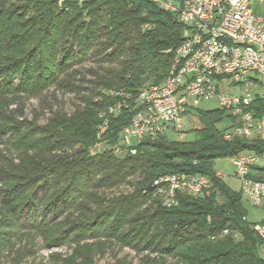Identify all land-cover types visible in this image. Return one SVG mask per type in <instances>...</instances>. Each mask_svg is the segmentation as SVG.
<instances>
[{
    "label": "trees",
    "instance_id": "trees-1",
    "mask_svg": "<svg viewBox=\"0 0 264 264\" xmlns=\"http://www.w3.org/2000/svg\"><path fill=\"white\" fill-rule=\"evenodd\" d=\"M182 30L176 15L152 0H68L60 7L56 0H0V107L52 85L76 99L71 111L57 109L45 124L30 123L28 135L7 141L17 151H32L28 167L19 153L17 164L1 158L3 207L15 217L24 207L41 209L43 219L31 217L26 230L46 245L75 244L65 260L51 255L54 264H133L126 256L93 260L115 244L143 253L138 264H264V242L247 220L241 190L217 177L214 167L219 157L264 154V141L224 139L226 111L197 109L191 140L164 133L139 142L132 155L92 150L104 118L111 141L129 122L130 109L112 117L110 105L128 95L131 106L142 86L163 81ZM251 108L264 114V99L255 98ZM4 119L0 131L21 124L10 114ZM56 150L65 156L58 158ZM178 172L207 176L210 193L179 194L178 205L166 208L153 195V181ZM249 176L264 182V164L251 166ZM49 213L63 219L46 222ZM88 235L94 242L85 241Z\"/></svg>",
    "mask_w": 264,
    "mask_h": 264
},
{
    "label": "built area",
    "instance_id": "built-area-1",
    "mask_svg": "<svg viewBox=\"0 0 264 264\" xmlns=\"http://www.w3.org/2000/svg\"><path fill=\"white\" fill-rule=\"evenodd\" d=\"M67 1L56 3L65 5ZM152 1L174 13L183 26L182 40L173 49L169 64L171 80L164 83L163 90H156L155 83L141 87L137 96H142V105H135L134 99L130 106L128 95L110 105L112 117L130 109L129 122L111 141L107 136L110 119L101 121L93 152L110 149L118 156L132 155L141 141L154 140L168 131L179 132L183 117L191 109L197 110L200 101L214 98L217 108L230 117L229 127L223 131L224 139L246 137L264 141V114L256 116L251 108L255 98L264 99V88L258 87L264 78V14L254 8L255 2L261 6L264 0ZM232 87L243 89L238 92L224 89ZM262 160L264 154L246 151L232 157L241 193L255 206L264 199V182L253 180L249 172L251 166ZM215 175L223 177L219 171ZM164 178H172L175 183L171 206L166 208L178 205L179 194L198 196L211 191L209 178L199 173H169L154 179L164 182ZM253 229L264 242V223L254 224Z\"/></svg>",
    "mask_w": 264,
    "mask_h": 264
},
{
    "label": "rangeland",
    "instance_id": "rangeland-1",
    "mask_svg": "<svg viewBox=\"0 0 264 264\" xmlns=\"http://www.w3.org/2000/svg\"><path fill=\"white\" fill-rule=\"evenodd\" d=\"M255 11H264V4L259 6L256 2L254 4ZM89 62L83 64L84 67H87ZM77 68V66H76ZM14 82H17V79H14ZM262 83L258 84V87L264 88V78L261 79ZM225 91L229 92H238L239 87L232 88H224ZM16 103H10L6 108L0 107L2 110L0 114V125L8 124L7 120L4 118L8 115H12L15 117L16 122H21L18 128L16 129H5L0 131V170H3L5 167L3 166L2 159L3 157L12 160L13 163H18L17 153L21 155L22 165L23 167L29 166L30 155L32 151L30 150H21L17 151L7 144V141H14L16 137L19 135H28L30 132V123L34 124L35 122L38 125L45 124L46 120L51 117V115L58 109L64 112H69L72 110L73 104L76 103V99L74 95L68 91L67 89H61L56 86H50L47 90H45L42 94L35 97H28L22 94H19L16 97ZM217 100H202L198 103L197 109L200 110H210L217 108ZM11 113H8V110ZM195 109H191L182 120V125L179 132L168 131L167 136L172 139H193V133L191 129L199 126V122L196 116ZM12 124V123H11ZM34 127V126H33ZM16 134V135H15ZM55 155L58 158H62L63 155L62 150L54 151ZM214 167L220 173L223 174V180L235 191L240 190V182L233 175L234 166L232 162V158L230 157H219L216 158ZM2 180V181H1ZM5 181H3V177L0 176V201L2 198L1 190L5 186ZM52 190V189H51ZM34 196L36 199L40 198L41 194L34 190ZM48 195H51V192H48ZM44 197H47L44 196ZM243 206L247 213V218H264V199L257 206L253 205L246 197L242 199ZM3 210V211H2ZM5 207L0 203V222L2 224H10L7 227H0V242L1 244L6 243L5 246L0 250V261L3 264H13V258L16 259L17 264H54L51 255H58L60 259L65 260L71 256L73 248H75V244L71 241H67L61 243L59 245H46L43 243L42 239L35 235L34 233L28 232L26 227H28V222L31 217L35 216L37 220L43 219V212L41 209L28 211L26 207L22 209L21 214L18 216H14L12 213H9ZM66 213L64 211L63 215ZM62 217V216H61ZM13 218L17 223H12ZM63 218L56 217L53 213H49L45 216L44 220L46 222H50L52 220H62ZM9 232V234H7ZM88 235V239L86 242H94L95 238L90 237ZM102 238H99L100 240ZM3 241V242H2ZM20 253V255H18ZM143 253H137L134 249L130 247H123L120 249L117 244L113 246H109L105 248L104 254L101 255L96 253L94 255L93 260L96 263H104L108 261H112L116 256L121 258L126 256L127 262H132L133 264L139 263V258ZM63 261L59 264H63ZM167 262H171V259L167 258Z\"/></svg>",
    "mask_w": 264,
    "mask_h": 264
},
{
    "label": "bare ground",
    "instance_id": "bare-ground-1",
    "mask_svg": "<svg viewBox=\"0 0 264 264\" xmlns=\"http://www.w3.org/2000/svg\"><path fill=\"white\" fill-rule=\"evenodd\" d=\"M78 4H82V2H77ZM57 5L60 7L62 6L61 3H57ZM171 80V66H169V69L167 71V75L163 79V81L159 84H156V90H163L164 88V83H169ZM152 84H147L142 87H147L151 86ZM135 105H142V96H137L135 99ZM109 114H112V108L108 110ZM106 119V118H104ZM101 125V123L99 124ZM153 195L160 197L162 199L163 204L166 205L167 207L171 206V201L173 200L174 196V191H175V183L172 180V178H164L163 179H155L153 181Z\"/></svg>",
    "mask_w": 264,
    "mask_h": 264
},
{
    "label": "crops",
    "instance_id": "crops-1",
    "mask_svg": "<svg viewBox=\"0 0 264 264\" xmlns=\"http://www.w3.org/2000/svg\"><path fill=\"white\" fill-rule=\"evenodd\" d=\"M258 13L260 14H264V11H258ZM262 83V82H261ZM229 123H230V117L228 118V120L225 122V125L226 127L228 128L229 126ZM264 164V160H262L259 165H263ZM216 170V169H215ZM218 171V170H216ZM233 175H234V172H233ZM236 178V177H235ZM223 179V178H222ZM247 220L251 223H254V224H257V223H264V218H247ZM262 254H263V257H264V244H263V247H262Z\"/></svg>",
    "mask_w": 264,
    "mask_h": 264
}]
</instances>
